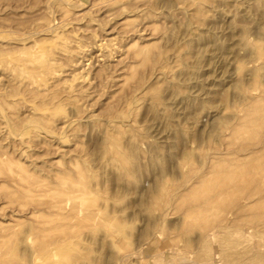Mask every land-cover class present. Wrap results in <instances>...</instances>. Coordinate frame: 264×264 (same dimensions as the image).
Segmentation results:
<instances>
[{
    "label": "rangeland",
    "instance_id": "obj_1",
    "mask_svg": "<svg viewBox=\"0 0 264 264\" xmlns=\"http://www.w3.org/2000/svg\"><path fill=\"white\" fill-rule=\"evenodd\" d=\"M0 264H264V0H0Z\"/></svg>",
    "mask_w": 264,
    "mask_h": 264
}]
</instances>
